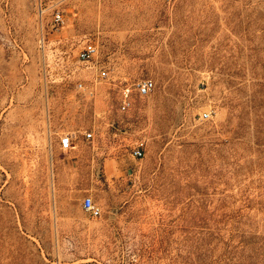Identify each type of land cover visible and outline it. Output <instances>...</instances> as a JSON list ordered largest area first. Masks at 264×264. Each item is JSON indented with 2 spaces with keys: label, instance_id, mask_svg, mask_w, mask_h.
Segmentation results:
<instances>
[{
  "label": "rangeland",
  "instance_id": "obj_1",
  "mask_svg": "<svg viewBox=\"0 0 264 264\" xmlns=\"http://www.w3.org/2000/svg\"><path fill=\"white\" fill-rule=\"evenodd\" d=\"M239 219L264 243V0H0V264H228Z\"/></svg>",
  "mask_w": 264,
  "mask_h": 264
},
{
  "label": "built area",
  "instance_id": "obj_2",
  "mask_svg": "<svg viewBox=\"0 0 264 264\" xmlns=\"http://www.w3.org/2000/svg\"><path fill=\"white\" fill-rule=\"evenodd\" d=\"M53 27L62 29L68 24V17L62 11L54 12L53 14ZM101 42L99 40H92L86 43L78 52V60L81 63H91L99 59L101 54ZM110 77L108 70H103L98 73V79L106 80ZM156 89V84L152 79H144L134 83H124L121 89V99L119 110L122 113L129 112L137 98H146L152 94ZM80 92H86L87 87L82 83L79 85ZM92 95L94 92L92 91ZM210 113H204L201 117L202 120H209ZM86 139L94 142L96 134L94 131L85 133ZM61 146L64 150H69L74 147V141L70 135L61 138ZM146 142L139 140L132 148V156L134 159L141 160L145 157ZM84 211L93 218H100L102 216V208L95 202L92 196H88L83 200Z\"/></svg>",
  "mask_w": 264,
  "mask_h": 264
},
{
  "label": "trees",
  "instance_id": "obj_3",
  "mask_svg": "<svg viewBox=\"0 0 264 264\" xmlns=\"http://www.w3.org/2000/svg\"><path fill=\"white\" fill-rule=\"evenodd\" d=\"M234 220L229 219L228 222H234ZM249 221L239 219L235 221L239 225L232 223L237 228L229 230L224 254L228 264H264V243L259 240L257 233L251 231L253 225ZM244 226L248 229L243 230Z\"/></svg>",
  "mask_w": 264,
  "mask_h": 264
},
{
  "label": "crops",
  "instance_id": "obj_4",
  "mask_svg": "<svg viewBox=\"0 0 264 264\" xmlns=\"http://www.w3.org/2000/svg\"><path fill=\"white\" fill-rule=\"evenodd\" d=\"M66 135H70L74 141V147L72 149L69 150H64L61 146V138L66 136ZM78 138L80 137H76V135H72L70 133H64L63 135H59V137H50V141H49V147L51 152L55 155L57 154H61V153H70L73 155H78L80 156L82 153V142L81 140H79ZM78 139V140H77ZM131 164H134L131 161Z\"/></svg>",
  "mask_w": 264,
  "mask_h": 264
}]
</instances>
